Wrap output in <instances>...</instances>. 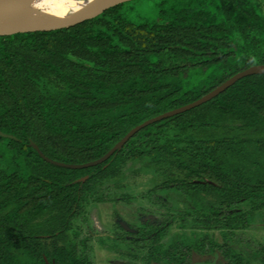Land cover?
I'll list each match as a JSON object with an SVG mask.
<instances>
[{"label":"trees","instance_id":"16d2710c","mask_svg":"<svg viewBox=\"0 0 264 264\" xmlns=\"http://www.w3.org/2000/svg\"><path fill=\"white\" fill-rule=\"evenodd\" d=\"M136 1L0 35V264H95L93 242L141 264L215 252L222 264H264V243L245 247L238 235L264 211V73L142 127L95 165H54L29 145L61 162L97 159L135 125L264 64L258 0H159L151 17ZM136 162L156 176L142 196L160 210L137 208L133 232L117 223L97 235L78 223L87 205L133 203L111 176ZM160 192L186 203H165ZM45 215L50 221L33 228ZM172 224L180 231L168 238Z\"/></svg>","mask_w":264,"mask_h":264},{"label":"rangeland","instance_id":"374dc122","mask_svg":"<svg viewBox=\"0 0 264 264\" xmlns=\"http://www.w3.org/2000/svg\"><path fill=\"white\" fill-rule=\"evenodd\" d=\"M159 0H137V10L146 17H151L155 14V5ZM262 12L264 13V0H258ZM64 2V3H63ZM81 0H63L62 6H74L80 3ZM50 86L53 87L54 81L52 78H46ZM142 163H130L124 166L118 173L111 176V181L122 185L123 190L135 196L133 203H125L123 201H107L98 202L87 205L85 212L77 219V222L84 225L87 229L97 235L113 234L117 229V223L125 229H132L133 225L137 224L140 218L138 217L137 208L145 207L159 211L157 205L149 202L142 196L149 188L157 182L155 175L146 173L141 169ZM110 190H116L114 184L110 182ZM165 203L183 206L186 201L183 196L177 192H160L158 194ZM151 216V215H150ZM50 221V216L45 215L32 223L33 228H43ZM180 231L179 228L172 224L169 228V237H172L175 232ZM212 233L220 241L221 238L218 231ZM241 241L248 246H256L259 243H264V211L256 218L245 230L239 232ZM50 239H46L49 242ZM92 255L95 264H141L139 260H132L127 255H124L122 247L113 246L111 242L106 245H101L93 242ZM221 257H201L197 254L193 255L191 264H222Z\"/></svg>","mask_w":264,"mask_h":264},{"label":"water","instance_id":"95a60500","mask_svg":"<svg viewBox=\"0 0 264 264\" xmlns=\"http://www.w3.org/2000/svg\"><path fill=\"white\" fill-rule=\"evenodd\" d=\"M124 1H127V0H105L96 6L78 10V11L73 12V13H71V14L63 17V18H60V19L53 20V21H42V22H37V23H33V24H28V25L16 28L10 32L1 33L0 35H8V34H12L15 32L49 30V29H55V28H59V27L65 26V25H69V24L78 23V22H81L83 20L95 17L98 14H100L101 12H103L104 10H106L107 8L112 7L114 5H117L119 3H122ZM254 73H264V64L250 65V66L234 73L233 75L228 77L226 80H224L222 83H220L219 85H217L216 87L211 89L209 92L203 94L199 98H197V99H195L189 103H186L184 105H181L179 107L167 110V111L162 112L158 115L150 117V118L144 120L143 122L135 125L124 136H122L106 153H104L102 156H100L99 158L94 159V160H90V161L83 162V163L61 162V161L53 160V159L47 157L45 154H43V152L38 148V146L33 141H29V145L32 146L44 160H46L47 162H50L54 165L68 167V168H82V167L95 165V164L103 162L110 155H112L116 150L120 149L123 146V144L131 136H133L138 130H140L142 127H144V126H146L152 122H155L157 120H160L162 118H165V117L174 115L176 113H180V112H183V111L188 110L190 108H193V107L211 99L212 97L216 96L217 94H219L220 92L225 90L227 87H229L231 84H233L237 79H239L243 76L249 75V74H254ZM1 134L6 135L3 133H1ZM85 178L86 177L84 176L78 180H84ZM251 264H263V263L259 260H254L251 262Z\"/></svg>","mask_w":264,"mask_h":264},{"label":"bare ground","instance_id":"6f19581e","mask_svg":"<svg viewBox=\"0 0 264 264\" xmlns=\"http://www.w3.org/2000/svg\"><path fill=\"white\" fill-rule=\"evenodd\" d=\"M62 1L0 0V34L28 24L57 20L78 10L96 6L105 0H81L74 6H62Z\"/></svg>","mask_w":264,"mask_h":264},{"label":"flooded vegetation","instance_id":"af4514ba","mask_svg":"<svg viewBox=\"0 0 264 264\" xmlns=\"http://www.w3.org/2000/svg\"><path fill=\"white\" fill-rule=\"evenodd\" d=\"M128 230V229H127ZM128 231H131V232H133L134 231V229L132 228V229H129ZM212 256H215V257H221L220 256V254H219V252H215L213 255H211V256H208V257H212ZM201 257H207V256H201ZM222 258V257H221ZM223 260V259H222ZM192 261H193V257H192ZM192 261L189 263V264H191L192 263ZM154 264V263H153ZM210 264H214V263H210Z\"/></svg>","mask_w":264,"mask_h":264}]
</instances>
